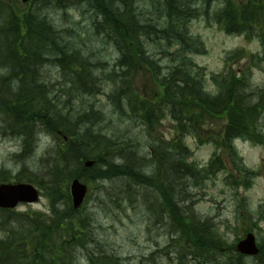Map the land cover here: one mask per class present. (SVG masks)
<instances>
[{"label": "trees", "instance_id": "1", "mask_svg": "<svg viewBox=\"0 0 264 264\" xmlns=\"http://www.w3.org/2000/svg\"><path fill=\"white\" fill-rule=\"evenodd\" d=\"M33 2L27 13L0 1V66L9 67L17 77L13 81L0 77V101L6 104L0 113L6 117V132L22 141L20 159L35 155L37 151H32L39 131L52 142L41 153L42 170L28 173L23 168L12 176L1 168L0 182L11 178L35 182L48 197L50 211L46 217L36 211L0 209V233L5 235V240L0 239V264L4 255L18 264H76L80 250L91 253L87 264H121L106 244L92 239L96 219L84 206L72 208L67 184L71 177L92 183L123 175L133 187L106 188L109 205L125 212L132 204V209H142L149 230L169 228V241L175 240L176 245L165 252V257L174 253L167 263L176 259L178 264H189L181 255L185 253L198 264H220L216 252L225 241L217 226L189 209L190 190L218 171L226 172L224 183L233 189L249 186L250 174L239 167L233 140L258 136L255 123L264 110V91L248 83L247 69L212 75L215 87L209 88L204 67L191 57L204 53L205 48L192 34L190 23L203 19L228 34L257 38L264 55V0ZM44 4L50 10H63L62 15H44ZM68 8L79 14L78 20L67 14ZM104 56L109 60H101ZM247 56L252 65L261 59L258 53ZM240 57L242 51L237 49L225 60ZM43 66L55 70L58 79L41 75ZM97 95L105 96V104L96 99L87 104L85 96ZM77 97L80 108L75 111ZM103 105L111 109L106 111ZM112 113L117 117L110 119ZM167 116L176 123L171 141L162 139L167 138L161 130L156 132ZM217 118L223 120L220 132L213 123ZM113 119L126 128H105ZM12 120L17 124L10 128ZM135 127L139 128L137 140L144 139L151 149L173 150V154L163 150L149 161L140 144L126 135ZM192 136L198 145L212 141L215 147L208 166L202 169L189 161L192 153L185 141ZM220 147L222 152H217ZM84 158L94 159V166L85 168ZM229 158L236 161L233 170L240 176L227 169ZM143 160L156 165L151 172L142 171ZM261 252L256 259L259 264L264 249ZM157 256L155 250L132 264H161ZM245 263L244 256L230 251L222 264Z\"/></svg>", "mask_w": 264, "mask_h": 264}, {"label": "rangeland", "instance_id": "2", "mask_svg": "<svg viewBox=\"0 0 264 264\" xmlns=\"http://www.w3.org/2000/svg\"><path fill=\"white\" fill-rule=\"evenodd\" d=\"M0 1L11 7L14 11H17L16 7H19L22 11H27V13H29V10L35 5L33 3H36L32 2L21 5L20 2L16 0ZM38 1L40 4V0ZM44 1L46 0H41V2ZM41 12H43L44 15L46 14L54 18L62 15L63 10H50V6L44 4L41 7ZM67 14L72 15L74 18L79 15L73 8H68ZM76 20L78 19L76 18ZM190 30L192 34L198 36L196 38H199L204 43V53L199 55L193 54L191 57L195 63L204 67V74L205 77H207L208 85H210L209 88H211V86L215 87L212 85L213 81L209 80L212 75L223 74L227 71L238 74L241 70L247 69L246 74L248 76V83L253 88L259 87L256 89L264 91V55L261 54V46L257 38L250 39L243 35L227 34L219 25L215 23H206L203 19L193 20L190 23ZM237 49H241L243 57L226 61L225 59L227 56ZM252 53L261 54L260 61L254 65L248 62L247 54ZM106 59L109 60V56H104L101 60L106 61ZM45 70L47 72H55V70L48 66ZM106 91H108V89H106ZM95 99L101 102L100 105L105 104L106 99L104 95H97L96 98L85 96L87 104L93 103ZM74 100V109L78 111L80 108L79 98L77 97ZM5 106L6 104L0 101V107L5 108ZM103 108L106 111L111 109L105 105H103ZM163 111V113L167 114V110L164 109ZM260 113L262 114L260 117H257V122L255 123V129L259 130L257 133L258 136L255 139L247 137H244V139L239 138L235 142L245 167L253 171L252 177L249 178V186L245 188L239 185L236 189H233L224 183L225 173L219 171L215 176H207L202 185L190 190L191 195H193L191 202L193 203L194 200L195 204L193 207L191 203L189 209L201 220H208L209 223H212L215 227L217 226L218 231L222 234L225 241V244L222 245L223 248L216 252V259L220 264L223 263L224 258L230 255V251L233 250L231 245L234 244L237 239L242 238L246 231L253 232L257 242L263 245L264 248V110ZM113 115L115 118L117 117V114L112 113L109 115L110 119ZM74 116L76 115L74 114ZM5 119V116H0V169H7L12 176L17 171L23 170V168L28 173H38L44 167V162L41 160V153L45 147L52 142L51 137L46 135L44 131H39L38 133L40 134L37 140L39 148L35 155L28 159H20L23 152L22 141L16 136L12 134L9 135L6 132L3 128ZM161 123L159 128L156 129L157 135L160 134L161 130L167 138L162 139L164 141H171L172 138L170 137L173 134L176 123L170 120L168 116L163 117ZM213 123L216 126V131L220 132L223 120L217 118ZM16 124L15 120H12V124L9 122L8 127L11 128L12 125ZM111 126H119L120 128L122 127V129L126 128L125 124L114 119L111 120L109 125L107 124L105 128H110L112 130ZM37 127L40 128L39 125ZM138 130L139 128L135 127L126 135L129 140L140 144V147L143 148V156L146 155L149 161L151 159L150 156L157 158L159 153L163 152V150L167 151L166 154H173V150L168 152V150L165 149L161 150L162 148L151 149L148 142L146 143L144 139L141 141L137 140ZM185 142L194 151V155L189 158V161L193 160L198 168L202 169L204 165L208 163L215 149L212 141L211 143L205 142L201 144V146L196 147L195 136H192L187 137ZM126 146V149H129V146ZM150 153L152 155H150ZM116 161L119 163L121 162L120 160ZM143 163L145 165L142 171L145 173L151 172L156 166H154L153 163L150 164L147 160H143ZM227 169L233 171V164H229ZM234 172L235 175L240 176L238 172ZM14 180L16 179L13 178L11 181ZM17 181L22 182V180ZM87 185L88 193L84 202V207L91 211V214H93V217L96 219L95 221L98 222L93 226L92 233L94 239L97 243L106 244L107 250H111V252L120 259L121 264H132L134 261L143 257V259H147L148 255L155 250L157 251V255L160 256H157V258L160 259L159 262H161V264H178L176 259L167 263L170 257L174 258V253H171L170 257L164 256L167 250L173 251L176 245L174 242L175 240L169 241L172 238L168 234L170 232L169 228L167 230L164 228L163 230H149L141 215L142 209H132V204L128 203L130 207H126L127 209L125 212H119L117 209L112 210L110 207L104 190L110 186H117V189L120 187L123 190L124 188L128 189V186H132L130 178L123 175L114 177L111 180H96L92 183H87ZM130 194L132 196L134 195L132 190H130ZM49 206L50 202L48 197L41 195L37 202L33 204H21L17 208L20 209L19 211L33 209L49 217ZM15 228L22 229L18 225L15 226ZM23 229H26V227ZM172 232L176 233L173 230ZM0 237L2 238L1 233ZM80 251L81 252L76 253V264H87V258H91V253L85 250ZM181 255L184 256L183 259L189 264H198L196 260L192 259V256L186 255L185 253ZM244 259L246 262L245 264H259L260 262L253 257ZM263 263L264 259H262V264ZM200 264L208 263L200 262Z\"/></svg>", "mask_w": 264, "mask_h": 264}, {"label": "water", "instance_id": "3", "mask_svg": "<svg viewBox=\"0 0 264 264\" xmlns=\"http://www.w3.org/2000/svg\"><path fill=\"white\" fill-rule=\"evenodd\" d=\"M27 1V0H22ZM92 160H86L85 166H91ZM86 185L77 178L70 184L71 202L74 208H78L85 197ZM38 198L37 190L27 183L0 184V207H14L18 202H34ZM241 254L253 255L258 253L253 234L247 233L236 245Z\"/></svg>", "mask_w": 264, "mask_h": 264}, {"label": "bare ground", "instance_id": "4", "mask_svg": "<svg viewBox=\"0 0 264 264\" xmlns=\"http://www.w3.org/2000/svg\"><path fill=\"white\" fill-rule=\"evenodd\" d=\"M0 26H2V24H0ZM3 29L4 30H6V32H7V29H6V27L4 28V26H3ZM2 33L4 32V31H1ZM13 35H14V32L13 31H11L10 32V34H9V38H11L12 39V37H13ZM44 68L41 70V72H40V74L41 75H43L44 77L47 75V76H49L51 79H58V77H59V75H57L56 74V72H52V71H49V72H47L45 69H46V66H43ZM17 74H18V72H17ZM14 75H16L15 73H13V71H11L10 69H9V67H7V66H0V77L1 78H6V77H11V79H12V81L14 80V78H17V77H14ZM14 77V78H13ZM9 96V95H8ZM11 96V95H10ZM0 116H2V113H0ZM35 135H37L36 133H35ZM35 137V136H34ZM37 140H38V136H36V139H35V147H34V149H33V151L32 152H35V151H37V149L39 148V145L37 144ZM34 143V142H33ZM98 222L97 221H94L93 222V224H92V226H91V229H92V231H93V226L95 225V224H97ZM4 237H5V235H2V238L0 237V239L1 240H5L4 239ZM94 238V235L92 236V239ZM2 258V260H1V262H2V264H18L17 263V261H16V259L15 258H13V257H9V256H7V255H4V256H2L1 257Z\"/></svg>", "mask_w": 264, "mask_h": 264}]
</instances>
